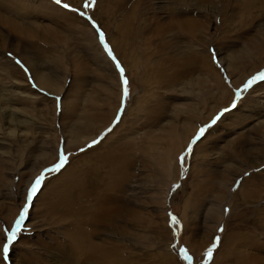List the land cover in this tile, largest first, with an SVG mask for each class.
<instances>
[{
	"label": "rangeland",
	"instance_id": "374dc122",
	"mask_svg": "<svg viewBox=\"0 0 264 264\" xmlns=\"http://www.w3.org/2000/svg\"><path fill=\"white\" fill-rule=\"evenodd\" d=\"M261 77L264 0H0V264H264Z\"/></svg>",
	"mask_w": 264,
	"mask_h": 264
},
{
	"label": "crops",
	"instance_id": "0c3cea01",
	"mask_svg": "<svg viewBox=\"0 0 264 264\" xmlns=\"http://www.w3.org/2000/svg\"><path fill=\"white\" fill-rule=\"evenodd\" d=\"M247 235L250 238L249 234ZM256 252L255 243L252 246L247 244L246 248L245 244L238 246L228 242L227 246L219 251L215 264H257L259 260Z\"/></svg>",
	"mask_w": 264,
	"mask_h": 264
},
{
	"label": "snow or ice",
	"instance_id": "6c2138e0",
	"mask_svg": "<svg viewBox=\"0 0 264 264\" xmlns=\"http://www.w3.org/2000/svg\"><path fill=\"white\" fill-rule=\"evenodd\" d=\"M54 2L55 3H57V4H61V0H54ZM65 8H68L69 7V5H67V4H65V5H63ZM81 15H84L83 13H81ZM262 79H264V77H261ZM123 83H124V85H125V94H127V81L126 80H124L123 81ZM98 141H94L93 143H97ZM37 184H39V181H37ZM36 191V188H33L32 189V192L34 193ZM25 211H26V209H25ZM24 213H22L21 214V216H20V218H19V220H17V222H16V225H15V230H13L11 233H10V235H8V237H7V240H8V243L7 244H5V246H4V248H3V253H4V255H5V258H7V254H8V251H9V245L11 244V243H13L15 240H16V238H17V234H18V232H19V230H20V227H21V223L23 222V220H24ZM173 222H175V220H173ZM222 230V229H221ZM216 240H217V242H218V240H219V238L217 237L216 238ZM209 256H211V251H209ZM188 257L187 256H185V259H187Z\"/></svg>",
	"mask_w": 264,
	"mask_h": 264
},
{
	"label": "bare ground",
	"instance_id": "6f19581e",
	"mask_svg": "<svg viewBox=\"0 0 264 264\" xmlns=\"http://www.w3.org/2000/svg\"><path fill=\"white\" fill-rule=\"evenodd\" d=\"M107 6V5H106ZM110 6V5H109ZM52 8V7H51ZM107 11H110V10H107ZM110 15V14H109ZM99 19V18H98ZM99 21V20H98ZM88 27V26H87ZM106 27V26H105ZM192 27V26H191ZM200 29V28H199ZM84 30V29H83ZM85 31V30H84ZM90 31V30H89ZM93 32V31H92ZM221 57V56H220ZM244 57V56H243ZM241 58V57H240ZM245 58V57H244ZM23 60V59H22ZM223 60V59H222ZM237 60V59H236ZM224 62L226 63V60L224 59ZM233 63H234V61H233ZM235 64V63H234ZM230 66H231V64H230ZM234 67V66H233ZM35 72V71H34ZM37 74V73H36ZM36 74H35V76H36ZM34 76V77H35ZM36 78V77H35ZM34 78V79H35ZM36 82H38L39 84H40V86H43V87H46L47 88V86L49 85V83H48V81L46 80V81H43L42 80V78H40L39 76H37V78H36ZM55 86V85H54ZM48 87H51V85L50 86H48ZM56 87V86H55ZM54 87V88H55ZM52 88V87H51ZM54 88H52V89H54ZM52 91V90H51ZM66 105V104H65ZM64 105V106H65ZM72 110H73V108H72ZM71 112V111H70ZM73 113H74V111H73Z\"/></svg>",
	"mask_w": 264,
	"mask_h": 264
},
{
	"label": "water",
	"instance_id": "95a60500",
	"mask_svg": "<svg viewBox=\"0 0 264 264\" xmlns=\"http://www.w3.org/2000/svg\"><path fill=\"white\" fill-rule=\"evenodd\" d=\"M190 264V263H189Z\"/></svg>",
	"mask_w": 264,
	"mask_h": 264
}]
</instances>
